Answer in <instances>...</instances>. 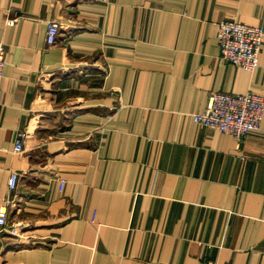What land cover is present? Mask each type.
Returning <instances> with one entry per match:
<instances>
[{"label": "crops", "instance_id": "obj_1", "mask_svg": "<svg viewBox=\"0 0 264 264\" xmlns=\"http://www.w3.org/2000/svg\"><path fill=\"white\" fill-rule=\"evenodd\" d=\"M225 17L264 28V0H0V264H264V115L193 116L264 95V37L256 69L222 59Z\"/></svg>", "mask_w": 264, "mask_h": 264}, {"label": "built area", "instance_id": "obj_2", "mask_svg": "<svg viewBox=\"0 0 264 264\" xmlns=\"http://www.w3.org/2000/svg\"><path fill=\"white\" fill-rule=\"evenodd\" d=\"M9 22H14L10 19ZM61 23L52 19L48 23L47 40L54 43L60 31ZM264 28L261 25L251 24L225 17L219 22L218 42L220 56L243 68L254 70L260 65V51L262 49ZM7 47L0 39V76L4 74ZM264 115V95L252 90L246 92L212 91L209 94L206 107L193 113L194 119L201 125L230 133L241 139L251 130L261 127ZM26 132L19 129L15 143V150L24 149ZM19 179V173L14 171L10 177L9 186L14 189ZM67 179L60 177V187L63 188ZM0 204V227L8 228L17 233L18 223L10 218L8 203ZM204 264H219L208 259ZM224 264H231L226 262Z\"/></svg>", "mask_w": 264, "mask_h": 264}]
</instances>
